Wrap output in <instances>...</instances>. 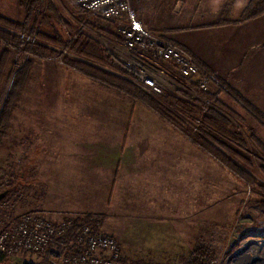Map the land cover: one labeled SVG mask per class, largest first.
<instances>
[{
  "label": "crops",
  "instance_id": "crops-1",
  "mask_svg": "<svg viewBox=\"0 0 264 264\" xmlns=\"http://www.w3.org/2000/svg\"><path fill=\"white\" fill-rule=\"evenodd\" d=\"M227 1L132 0L144 26L186 48L264 114V13L240 23H219ZM240 1L232 11L235 18L248 0L241 6ZM0 2V11L21 14L18 0ZM109 43L114 56L115 50L127 55L119 39ZM55 58L35 60L14 114L24 138L22 151L28 146L33 153L24 157L26 173L21 174L31 177L19 180L24 203L33 201L28 206L52 221L87 213L101 221L127 214L136 218L151 202L170 201L158 190L152 194L154 185H177L180 175L184 179L192 169L191 176L197 170L201 178L202 150L183 130L137 97ZM145 59L155 78L171 89H184L180 80L193 81L170 63ZM209 89L229 110L227 116H255L229 91Z\"/></svg>",
  "mask_w": 264,
  "mask_h": 264
},
{
  "label": "rangeland",
  "instance_id": "rangeland-1",
  "mask_svg": "<svg viewBox=\"0 0 264 264\" xmlns=\"http://www.w3.org/2000/svg\"><path fill=\"white\" fill-rule=\"evenodd\" d=\"M243 2L244 0L240 1V6ZM48 5L52 6L53 10ZM34 7L35 10L29 16H26L21 6V14L18 17H16L17 13L12 15L11 12L0 11V14L19 21L26 18L29 23L34 20L39 23L43 32L48 34L58 32L67 40L78 32H83L108 50L111 48L110 39H119L110 21L95 19L84 22V12L74 0H35ZM42 16L45 18L41 19ZM97 27L111 32L114 37L107 36L101 30L98 31ZM1 48L0 43V50ZM114 54L115 56L120 54L122 58V54L118 51L115 50ZM23 55L24 52L23 54L22 52L13 53L12 59L15 63L10 66L11 70L14 71L21 64ZM70 55L78 58V56ZM27 56L30 55L27 54ZM34 58L37 60V58L52 57ZM55 59L60 60L58 57ZM118 74L125 78L122 75V69ZM11 81L12 71L6 76L3 91H7ZM180 82L182 83L180 86H184L183 91L188 92L196 100L200 99L188 87L190 86L188 81L180 80ZM160 83L162 92L156 94L157 97L161 98L167 93L180 91L177 88L171 89L162 81ZM44 111H47V108H44ZM221 111L226 116L230 113L229 110ZM227 117L230 120L231 129L241 132L248 141L247 150L252 160V166L248 170L257 181L264 183V174L259 170V164L264 162V149L261 150L253 139L256 137L264 142V126L254 116ZM17 118L18 116H13L7 139L0 147V193L4 192L3 197L0 198V232L16 222L22 215H43L37 209L28 206L33 201L24 203V195L23 192L21 193L22 185H19V180L31 177L29 172L25 177L21 176L22 171L26 173V169L22 170L23 160L24 157H31L33 153L32 150H28V146H26L25 154L22 151L24 146L21 141L23 143L24 138L18 131ZM201 150L202 158L199 165L201 178L197 170L195 175L191 176V171H194L192 169L187 170L184 179L180 175L177 185H174V182H171L168 187L164 182L161 185L162 188L154 185L152 194L158 190L159 196L167 197L168 195L170 201L155 200L146 210L135 215L136 218H131L127 214L123 219L107 216L101 221L98 218L99 215H94L97 218L96 227L116 238L123 258H141L154 263L187 264V259L198 244L209 247L214 253L213 257L220 255L223 250L226 255L241 245L244 236L248 234L247 231L243 235L246 228L264 229V211L255 205L254 200L257 196L251 193L250 186L211 154ZM84 203L75 201L74 204ZM4 254L7 258L0 264H50L44 255L37 252L12 250Z\"/></svg>",
  "mask_w": 264,
  "mask_h": 264
},
{
  "label": "trees",
  "instance_id": "trees-1",
  "mask_svg": "<svg viewBox=\"0 0 264 264\" xmlns=\"http://www.w3.org/2000/svg\"><path fill=\"white\" fill-rule=\"evenodd\" d=\"M237 1L228 0L226 2L221 11L219 23H240L264 13V0H248L238 17L235 18L232 11ZM18 2L26 16L35 10V0H18ZM48 7L53 10L52 6L48 5ZM97 29L109 37H114L111 32L102 30L101 27H97ZM0 43L2 44L0 50V96L2 97L0 102V147L4 145L7 139L14 112L31 80L35 63L34 57H58L65 65L117 87L154 108L167 120L183 130L194 144L211 154L249 185L251 193L257 196L254 200L255 205L264 211V183L257 181L252 172L248 170L252 166V160L247 150L248 141L241 132L231 129L229 118L221 111H228V109L218 99L215 91L202 90L196 81H191L190 89L200 97L199 100L192 98L188 92L183 90L167 93L161 98L160 96L157 97L120 76L118 74L122 69L120 62L97 40L83 32H78L74 38L67 40L58 32L53 34L43 32L38 22L33 20L32 23H29L26 18L19 21L0 14ZM17 52H22V54L24 52L23 60L13 71L10 68L15 63L12 56L13 53ZM70 54L78 56V58ZM11 71L12 81L7 91H3L6 76L11 74ZM226 88L238 101H242L251 109L254 117L260 123L264 124V114H261L258 109L243 98H239L227 86ZM253 139L261 150L264 149V142L256 137ZM259 170L264 174V162L259 164ZM96 219V216L88 213L75 216L74 229L78 228L80 222H92L96 226ZM71 232L72 230L64 237L66 246H70ZM39 253L47 258L46 252ZM213 255L214 253L209 247L198 244L186 263L209 264ZM6 258L4 252L0 251V263ZM119 264L167 263H154L151 260L124 257L119 261Z\"/></svg>",
  "mask_w": 264,
  "mask_h": 264
},
{
  "label": "built area",
  "instance_id": "built-area-1",
  "mask_svg": "<svg viewBox=\"0 0 264 264\" xmlns=\"http://www.w3.org/2000/svg\"><path fill=\"white\" fill-rule=\"evenodd\" d=\"M74 2L84 12V22L100 19L113 23L114 32L127 52L122 58L114 56L121 62L122 75L149 93L160 94L162 85L152 74L153 66L145 57L170 63L181 76L196 81L202 90L214 86L228 91L215 73L186 48L144 26L132 0ZM73 221L72 216L52 221L41 214L22 215L0 232V251L46 252L50 264H119L123 255L115 237L100 231L92 222H80L74 229ZM71 230L70 246H66L64 237ZM243 235L239 247L226 255L223 250L209 264H264V229L248 227Z\"/></svg>",
  "mask_w": 264,
  "mask_h": 264
},
{
  "label": "water",
  "instance_id": "water-1",
  "mask_svg": "<svg viewBox=\"0 0 264 264\" xmlns=\"http://www.w3.org/2000/svg\"><path fill=\"white\" fill-rule=\"evenodd\" d=\"M3 195H4V192L0 193V198L3 197Z\"/></svg>",
  "mask_w": 264,
  "mask_h": 264
},
{
  "label": "bare ground",
  "instance_id": "bare-ground-1",
  "mask_svg": "<svg viewBox=\"0 0 264 264\" xmlns=\"http://www.w3.org/2000/svg\"><path fill=\"white\" fill-rule=\"evenodd\" d=\"M171 41V40H170Z\"/></svg>",
  "mask_w": 264,
  "mask_h": 264
}]
</instances>
